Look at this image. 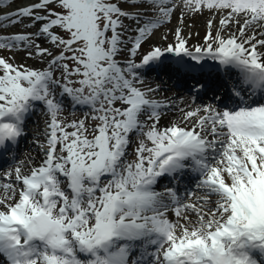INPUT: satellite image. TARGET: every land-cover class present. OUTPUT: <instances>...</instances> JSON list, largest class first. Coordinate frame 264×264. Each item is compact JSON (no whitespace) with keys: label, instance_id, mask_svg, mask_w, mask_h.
Returning <instances> with one entry per match:
<instances>
[{"label":"snow or ice","instance_id":"snow-or-ice-1","mask_svg":"<svg viewBox=\"0 0 264 264\" xmlns=\"http://www.w3.org/2000/svg\"><path fill=\"white\" fill-rule=\"evenodd\" d=\"M173 17L171 42L145 51ZM195 17L204 34L190 44ZM168 57L191 102L162 126L172 103L141 70ZM37 104L42 155L0 169V264H264V0L0 7V152Z\"/></svg>","mask_w":264,"mask_h":264},{"label":"bare ground","instance_id":"bare-ground-1","mask_svg":"<svg viewBox=\"0 0 264 264\" xmlns=\"http://www.w3.org/2000/svg\"><path fill=\"white\" fill-rule=\"evenodd\" d=\"M204 20H205V17H195V18H191V19H186L185 20V24L188 25H191L190 29L189 28H186L184 30L185 34H188L189 32L193 33V36H192V39L189 41H194L195 43H199V42H202V37H203V34H204V30L202 31V28L204 29ZM169 24L165 25L164 27H162L160 29L161 30H164V29H167V26ZM196 32H199L200 33V36H196L195 33ZM169 38H170V35H169ZM154 38H152L148 43H146L145 45H148V44H154ZM161 83L159 79L157 78H152L151 82H149V85L148 87H152V86H159L160 88V91L158 93H161L163 96H167L168 95V98L166 99L167 101H170L173 105V110L172 111H168V112H164L165 115H164V118L162 119L161 121V125L163 124H168L170 121L172 120H175L176 118H178L179 116V111L178 109L180 107H185L187 104H189L191 102V98L188 96V95H184V94H179V95H172L171 92H166L164 90V87L162 85H157ZM155 98H158L157 95L155 96ZM199 103V102H197ZM38 117V119L35 120L34 123H32V126H33V134H30L32 136L35 137V142H32L30 141V145L27 149H30V153L27 152V154H25L24 156L21 155L20 156V160L23 161V160H26L28 157H34L36 158V161L38 162L39 158H40V155H42L40 153V150H39V147L38 145H36V141L37 140H40L41 141L43 140V132H44V128H45V116H35V117H30L27 122L30 120V119H34ZM26 122V123H27ZM31 122V121H29ZM38 131V132H37ZM14 166V165H12ZM11 167V165H7L6 167H4V169H7ZM174 219V217H171Z\"/></svg>","mask_w":264,"mask_h":264},{"label":"rangeland","instance_id":"rangeland-1","mask_svg":"<svg viewBox=\"0 0 264 264\" xmlns=\"http://www.w3.org/2000/svg\"><path fill=\"white\" fill-rule=\"evenodd\" d=\"M177 24H178V21H177V19L175 18V17H173V19H172V21H171V23L167 26V29H164V30H161V31H159V32H157L156 33V35L153 37L154 38V44L155 45H162V44H165V43H167V42H171V39H172V37H171V35H170V38H169V40L168 41H162L161 40V34L162 33H168L171 29H173L174 27H176L177 26ZM186 28H189L190 29V27H188V25H186V24H184V30L186 29ZM22 29H23V26L22 25H18V26H16V27H9V28H7L6 29V31L8 32V33H10V32H15V31H17V30H21L22 31ZM204 29L202 28V31H203ZM190 44H196L194 41H191V42H189ZM150 45H153V44H148V47L150 46ZM147 49V48H146ZM3 55H11V53H8V52H5V53H2ZM23 61V53H18V54H16V62H22ZM27 63L28 64H33V62L32 61H27ZM83 115V114H82ZM82 115L80 116V117H82ZM63 117H65L64 116V113H63ZM177 119V118H176ZM175 119V120H176ZM163 125H166V123L165 124H163ZM162 125V126H163ZM135 136L133 137V141L135 142ZM135 147V143H133V145H132V147H130L129 148V159H132V152H133V148Z\"/></svg>","mask_w":264,"mask_h":264}]
</instances>
